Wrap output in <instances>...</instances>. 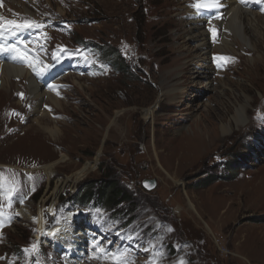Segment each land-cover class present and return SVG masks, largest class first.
<instances>
[{
    "label": "rangeland",
    "instance_id": "1",
    "mask_svg": "<svg viewBox=\"0 0 264 264\" xmlns=\"http://www.w3.org/2000/svg\"><path fill=\"white\" fill-rule=\"evenodd\" d=\"M249 2L256 14L264 7L258 0ZM188 3L1 0L0 16L17 24L44 18L59 23L57 33L46 34L48 54L53 48L87 54L92 70L76 66L65 84H54V76L39 82L58 93L60 107L43 98L40 108L47 114L41 122L58 131L54 137L34 127L42 115L33 113L24 80H11L13 89L20 84L22 100L9 99L10 86L0 91V108H15L5 130L0 116V134L6 136L0 145V181L16 194L10 201L0 197V208L16 216L13 227L0 236V264H67L48 247L51 240L63 241L37 235L40 212L47 230L80 212L83 224L113 240L110 253L120 264H130V255L152 247L160 264H264V58L253 60L240 39L231 40L232 34L216 24L230 49H211L206 58L222 55L229 65L218 76L211 71L212 90L192 85L195 48L184 37ZM258 49L264 54V44ZM26 68L33 74L31 66ZM170 88L183 94H166ZM246 98L248 123L238 128L232 109ZM149 108L152 116L145 119L143 111ZM219 119L230 120V133L221 135ZM204 128L211 134H202ZM61 154L66 157L62 163ZM52 163L47 176L42 167ZM86 164L91 167L75 181ZM102 168L119 174L116 179L104 176ZM112 180L133 199L129 224L102 211L68 208L66 197L88 184L96 183L98 189ZM145 180L155 182L153 190L143 188ZM133 238L139 248L131 253Z\"/></svg>",
    "mask_w": 264,
    "mask_h": 264
},
{
    "label": "bare ground",
    "instance_id": "2",
    "mask_svg": "<svg viewBox=\"0 0 264 264\" xmlns=\"http://www.w3.org/2000/svg\"><path fill=\"white\" fill-rule=\"evenodd\" d=\"M221 5L225 6L226 11L228 12L226 21L224 23H220V26L223 27V33L227 34L230 32L232 34L231 40L233 41H235L236 39L237 40L240 39L242 46L250 49L251 52L253 53V57H252L253 60L256 58L262 61L264 58V54L263 53L261 54V51H259L258 48H261V46L264 44V32H262V30L264 31V16H258L254 12L247 11L246 8L237 6L234 0H224L221 2ZM190 16H191V13H190ZM184 26L186 28L184 32L185 34L184 37L189 42H191V45L193 46V48H195V49H191L195 52V55H194L195 63H194V68H193V71H194L193 74L195 75V77L193 79L196 80V82H192L193 83L192 85L194 84L199 85V86L202 85V89L204 91L212 90L213 87L211 84V79L209 78L212 68L210 66V59L209 57L206 58V56H208L209 51L211 49H216L218 52H226V49H230L229 42H226V40L224 39V34L221 33L218 45L211 46L208 42V34L202 30L201 22L194 21L191 19V17L189 18V16L185 19ZM248 32L251 33L249 37L247 35ZM252 36L258 39L257 41L258 44L253 41ZM206 59L208 60V65L206 63ZM261 67H262V70H264V66H261ZM218 75L220 74H217V76ZM17 79H19V82H23L24 80V83L27 85L26 88L31 97L30 102L32 103L33 108H34L33 113L34 114L36 113V115L38 114L42 115L40 119L34 120V123H33L34 127L37 125L38 131L45 132L51 137H54L55 135H57L58 131L55 127H49V125H45L41 122V121H44V119L47 117V114H45L44 112L42 113L40 111V108L42 107V104H43L42 103L43 98H46L49 101V103L52 104L53 106L57 108L60 107V101L58 100V95H57L58 93L57 92L50 93V92L44 91L39 86V84H37L35 80L26 73V70L24 67L10 66L7 64L0 65V91H3L7 89L8 86H10L8 93H7V95L10 94L9 99L10 98L14 99L15 97L16 99L22 100L25 97H22V95H24V92L21 91L20 84L18 86L16 85V89L12 88L14 84L12 83L11 80H17ZM197 81L199 82L201 81V82L199 83ZM221 83H222L221 86H223L224 82L222 81ZM75 84H77L78 87H80L79 86L80 84L77 81H75ZM22 87L25 88L24 85H22ZM180 90L182 89L173 90L170 88L168 89L166 94L176 93V95H182L183 91H180ZM193 97L198 98L197 95H193ZM175 99L177 98L173 97V100ZM249 106H250L249 98H246V101L244 103H237L236 106H233V109H232L233 115L231 116V119H232V122H234V124L236 125V127L238 126V128H242L247 125L248 121H247L246 110ZM13 110H15V108H7L5 110H3V107L0 108L1 122L3 124L4 130L9 124V120L11 118L9 117V115L11 116ZM152 113H153L152 108L145 109L143 111V116L145 119H149L151 118ZM219 120H220L219 132L221 133V135L230 133L231 131V128L229 127L230 120L228 122L226 120H221V119ZM201 131H202L201 132L202 134L205 133L209 135L210 133L208 128L201 129ZM5 137L6 136H4L2 132V134H0V145H2ZM65 158L66 157L63 154H61L60 160L58 162L60 163L64 162ZM90 167H91L90 164H86V166L80 172L77 173L75 177V181H78L79 179L83 178V176L86 174V172L89 170ZM42 169L45 172V174L49 176L54 170V163L49 164L45 167L43 166ZM50 195L54 196V193L52 192ZM48 196L45 195L42 198L41 200L42 205H44L47 202ZM190 209L193 212H195L197 215L198 212L196 211L194 206L190 205ZM25 211H27V207H25ZM79 213L80 212L70 215L64 224L47 230L42 225L43 224V221H42L43 212H40L39 217L37 219V222H39L37 235L45 237V238L53 237L56 240L63 241V242L66 241V239H70L73 249L72 250L68 249V257H76V258H79L80 256V254L76 252L78 247L79 246L85 247L86 246L85 239H89L92 242L97 243V246L100 249V251L98 252L96 251L93 254H91L92 255L91 259L96 262H91L90 264H103V262H99V261L106 259L107 257L106 254L109 251V248L103 247L101 245V242L96 240V237L92 235L91 229L86 228V225L81 222L82 217L79 216ZM12 227L13 225L10 226L9 228H12ZM138 248H139L138 241H136V239L133 238V240H131L130 249L127 251L134 253V250L137 251ZM155 250L156 248L152 247V251L145 250V251H142L140 254L136 252L135 255H130L131 257H133L131 260H129L130 264L134 260L137 261L136 264H141V263L160 264V257L157 254L153 253V251ZM115 251L116 250L114 248V252ZM85 253H89V252L85 251ZM111 255L112 254H110L109 257L104 261L105 263L106 262H108L107 264H120L121 263V259L113 258ZM138 260H140L141 263L138 262Z\"/></svg>",
    "mask_w": 264,
    "mask_h": 264
},
{
    "label": "trees",
    "instance_id": "3",
    "mask_svg": "<svg viewBox=\"0 0 264 264\" xmlns=\"http://www.w3.org/2000/svg\"><path fill=\"white\" fill-rule=\"evenodd\" d=\"M116 59V56H112ZM119 61L122 60L119 56ZM116 63V61H115ZM125 68V67H124ZM104 176L109 174L115 179L117 178L114 169L102 168ZM97 189L96 183L84 186L71 196L66 197L65 202L69 203L71 210H101L104 211L108 217L118 219L122 223L129 224L131 221L128 207L132 204L133 199L131 195L123 192V189L118 183L111 181ZM203 188L208 187V184H203ZM127 205V206H126ZM119 207V208H118Z\"/></svg>",
    "mask_w": 264,
    "mask_h": 264
},
{
    "label": "snow or ice",
    "instance_id": "4",
    "mask_svg": "<svg viewBox=\"0 0 264 264\" xmlns=\"http://www.w3.org/2000/svg\"><path fill=\"white\" fill-rule=\"evenodd\" d=\"M241 3H244V0H241ZM207 5H204V4H201V3H196V4H194L193 5V7H195L196 9H201V8H203V7H206ZM216 7H220V5L217 3L216 4ZM9 24H14V22H12V21H9L8 22ZM15 27L17 28V29H20V28H28V29H31V28H33V27H36V28H40V27H42L41 25H38V24H36V22L35 21H25L23 24H17V25H15ZM4 50V46H2V45H0V51H3ZM9 51H16V48L13 46L12 48H10V49H8ZM21 58L22 59H27V57H25V56H21ZM221 59H229V58H221ZM22 95V94H21ZM33 248H35V246L33 245Z\"/></svg>",
    "mask_w": 264,
    "mask_h": 264
},
{
    "label": "water",
    "instance_id": "5",
    "mask_svg": "<svg viewBox=\"0 0 264 264\" xmlns=\"http://www.w3.org/2000/svg\"><path fill=\"white\" fill-rule=\"evenodd\" d=\"M142 186H143V188L146 191H151L155 187V182L154 181L145 180V181H143Z\"/></svg>",
    "mask_w": 264,
    "mask_h": 264
}]
</instances>
